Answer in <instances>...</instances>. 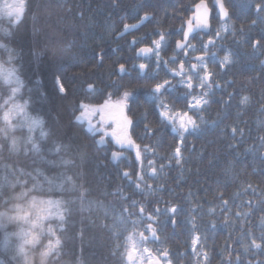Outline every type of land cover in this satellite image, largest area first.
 Listing matches in <instances>:
<instances>
[{
    "label": "trees",
    "instance_id": "trees-1",
    "mask_svg": "<svg viewBox=\"0 0 264 264\" xmlns=\"http://www.w3.org/2000/svg\"><path fill=\"white\" fill-rule=\"evenodd\" d=\"M196 2L198 0H29V7L22 21L10 28L12 35L5 38L0 31V40L15 49L18 54L16 64L20 66L19 75L23 80L18 102L28 100L29 114L42 118L45 122L44 130L49 133L48 137L38 141L42 151L36 153L31 149V145H26L24 139L20 140L16 135L27 134V129H24L21 122L14 119V127H9L4 121H0V134L12 135L21 144L18 152L5 150L0 153V176H7L10 181L0 185V200H4L6 196L12 197L4 200V208L0 210V225L4 226L0 228L2 264H18L23 258L19 252L20 247L23 245L26 249V246L31 244L25 243V239L20 235L21 230L27 228L28 224L24 219L16 218L17 213L22 208H31L32 202L46 199L48 185L43 176L51 177L61 171L73 175L77 183L86 189L83 204L79 200L78 191L56 193L63 199L73 201L70 205V215L66 216V232H61L64 241L61 264H77V261H83V264H131L126 255V238L132 236L139 242L131 220L140 218H126L127 230L121 227L117 219L121 206L128 207L130 212L136 209L131 208V200L121 201L118 195L112 194L117 188H122L131 199L140 201L149 212L157 201L161 207L164 206V201L182 205L185 211L178 217V226L173 228L169 224L164 232L158 231L161 239L164 236L169 238L163 246L174 254L173 264H197V258L192 254L193 233L188 223L187 210L191 207L187 202L189 192L192 193V201L203 204L204 207L205 214L196 215V223L201 229L208 226L209 220L217 223V230L208 234L209 239L206 242L210 264H222L221 252L226 242L233 248H240L237 240L239 219L235 228H225L221 223L224 213L217 209L215 213L208 215L207 209L216 207L219 203L215 199L216 193L223 191L224 199L229 200L230 204L235 199L234 217L236 211L246 210L239 207L241 200L259 199L258 196H253L251 191L247 194L240 192L242 186L250 183L257 186L258 190L264 189V159L261 158L264 148L261 147L259 139L264 136V111L260 110L261 104H264V66L260 64L264 57V13H258L255 9V4L264 0H234L236 7L232 20L236 35L227 34L222 43L235 53V63L223 70L218 66L214 69L217 73L216 80L221 87L214 89L213 103L201 114L203 120L208 123L202 124L201 130L194 134H185L182 149L183 168L173 162L170 168L163 170L164 175L159 180L145 177L153 188L158 183L163 184V191L154 195L134 191L133 186L120 175L124 169L135 172V161L131 160L133 154L125 152L124 155L128 156L129 160L114 163L110 151L119 150L118 147L112 146V142L107 144L110 147H99L95 141L101 133L90 128L88 119H76L80 115L81 103L103 104L105 99H109L108 93H112L110 101L113 102L120 99L123 91L136 88V96L143 101L144 98L140 94L143 88L136 87L138 82L131 78L132 75L120 79L110 73H113L120 63H124L129 69L131 62L137 58L136 50L150 44V40L145 39L141 44L132 45L130 42L133 36L145 37L157 26L166 30L178 29L183 23L179 17L183 15L187 19L191 13L186 9ZM146 3H150L151 7H145ZM229 7L231 10V5ZM144 11H149L155 19L147 21L135 32L117 37L124 30L123 24L138 23ZM214 15L213 12V17ZM252 21L256 23L253 24ZM211 24L213 28L219 26L215 18L211 19ZM5 27H10L9 21L0 17V30ZM200 35L204 36V39L207 38L203 33ZM177 39H180L178 34L173 37V41ZM255 40H260L261 44L254 49L252 43ZM195 42L199 43L198 40ZM100 49L104 50L105 60L98 65L97 52ZM173 49L174 43L162 55H172ZM6 55L5 49H0V56ZM219 55H224L223 48L219 49ZM57 77L64 84L66 92H60ZM117 79H120L123 85L119 91L111 86ZM89 84L97 91H89ZM234 90L231 104L223 105L222 99H227L228 93ZM241 92L252 98L250 105L244 108L238 107ZM132 107L133 110L127 112V115L140 126L138 130L142 131L143 123L159 127L155 136L144 141L136 138L134 134L137 143L152 145L160 139L163 141L160 152L170 155L176 145V133L170 126L160 125L151 105L135 104ZM146 110L148 119L141 122ZM218 114H226L228 118L221 122ZM194 118L200 122V116L194 115ZM94 120L96 118H93L92 122ZM213 120L218 123L212 125L210 122ZM237 120L240 121V127L245 129V135L243 138L237 136L233 140L225 125L234 124ZM39 131L37 129L34 135L39 136ZM56 141L69 145L68 151L60 155L49 153L48 149ZM229 144H235L237 147L229 148ZM248 149L252 151H247ZM61 156L73 159L74 165L64 168L53 167L47 163L49 160L59 161ZM228 161L234 163L235 171L239 173L235 179L224 175ZM157 163L167 161L158 160ZM5 165L8 166L7 169ZM36 169H40L43 175H38ZM21 170L36 177L41 187H34L32 192H26L24 189L28 185H36V180L22 175ZM218 181H227V186L222 183L218 188ZM237 192H240V195L234 198L233 194ZM12 205L16 207L13 208ZM261 216H264V209L256 211L255 215L250 217L253 231L256 233L260 231L256 225L259 224ZM160 219L166 220L167 217ZM144 223L146 221L140 220L138 225L141 232L144 231ZM114 224L115 228L112 227ZM248 226L246 223L245 228ZM5 238L8 250H5ZM117 244L120 245L119 248L116 247ZM141 246L153 250L161 247L158 242ZM30 251L31 248L27 247V252ZM240 254L244 258L242 249ZM246 258L253 259V256L249 253ZM255 258L264 259V255ZM42 259L46 261V257Z\"/></svg>",
    "mask_w": 264,
    "mask_h": 264
},
{
    "label": "snow or ice",
    "instance_id": "snow-or-ice-1",
    "mask_svg": "<svg viewBox=\"0 0 264 264\" xmlns=\"http://www.w3.org/2000/svg\"><path fill=\"white\" fill-rule=\"evenodd\" d=\"M229 5H231V10ZM29 7V0H0V17L7 18L10 27L2 28L3 36L10 37L12 32L11 27H15L22 21L24 15ZM145 7H151L150 3H146ZM234 0H212V7L208 6L207 0H198V2L192 4L190 8L186 9L191 14L185 19L183 15L179 18L183 20V23L175 30H166L157 26L152 33L145 37L133 36L131 40L132 45L141 44L145 39L150 40V44L143 47H139L136 50V57L141 59H147L149 63H139L134 65L137 70V75L134 78L137 82L136 87L146 89L143 101L136 96V88L132 90L123 91L119 101L115 104L111 103L110 97L112 93H108L109 99H105L103 104L100 105H86L81 103L79 105L81 111L80 115L76 117L77 120L88 119L89 126L95 131L101 132L99 141H95L97 144H105V137L111 136L115 145L119 150L110 151V155L113 161L119 162L121 160H129L128 156H125V152H131L133 155L131 160L135 161V172L132 170H121L120 175L126 179L129 184L133 186L134 191H139L142 194L154 195L159 191H163L164 185L158 183L155 188L152 187L145 179H157L159 180L164 175V169L170 168L175 162L176 165H180L183 168V146L185 144V134H194L201 130V125L208 122L203 120L201 115L212 103L214 89L220 88L221 85L216 80V66L220 70L231 66L235 63V53L232 49L224 47L222 41L225 36L231 33L236 35V29L232 20V16L235 14ZM255 9L258 13H264V2L255 4ZM213 12L215 13L213 17ZM215 18L219 22V26L213 28L211 19ZM155 16L149 11H144L143 15L139 17V24H123L124 32H128L131 29H137L139 25L144 24L146 21H152ZM253 24L256 21H252ZM159 25V22H157ZM243 31V28H241ZM124 32L120 33L121 36ZM204 33L207 39L200 34ZM179 35L180 39L174 40L175 35ZM155 37V38H152ZM199 41L196 43L195 41ZM174 43L173 54L165 57L163 52L167 51L169 46ZM261 41L255 40L252 43V47L255 49L260 46ZM223 48L224 55H219V49ZM0 49H5L9 53V60L14 57L13 52L15 49L9 47L6 43H0ZM193 53H199V55H192ZM105 60L104 50L100 49L97 52V64H101ZM210 64L212 67H210ZM110 75H116L120 79L124 76H129L130 72L124 63H120L118 68ZM0 77L9 82H14L17 87L12 89V97L10 100L20 93L23 87V80L16 74V69L5 67L0 64ZM57 83L59 85L60 92H66L64 84L60 82V78L57 77ZM120 79L113 81L112 87H115L117 91L123 85L120 83ZM89 91L96 92L97 89L89 84ZM235 93H228L227 99H222L223 105H230ZM238 107L244 108L250 105L252 98L249 95L239 94ZM131 102V103H130ZM9 101H5V105ZM135 104H149L151 105L152 112L155 114L160 125L170 126L172 131L176 133V145L170 155H165L160 152L163 147V141L157 139L152 145L147 143H137V139L144 141L151 136H155L159 132V127H153L151 123H143L142 131L138 130L139 125L136 124L131 117L126 113L133 110L132 105ZM182 105V107H178ZM29 101L24 100L23 103L14 100L11 107L4 110V105H0V120H3L9 127H14L12 121L19 117L24 129H27V134L24 136V142L26 145H31V149L40 153L42 151L38 141L41 138L48 137L49 133L44 130L45 122L42 118L33 117L28 111ZM116 111L113 112L112 110ZM260 110L264 111V104H261ZM195 116H200V122H197ZM239 115V113L237 114ZM219 116V120L222 122L228 117ZM96 118V124H92V119ZM148 119L147 110L141 117V122ZM111 120L115 124V128L108 132L102 126ZM212 125H216L218 121L213 120L210 122ZM225 128L231 133L232 139L235 140L237 136L243 138L245 135V129L240 127V121L237 120L234 124L225 125ZM39 129V136H35L34 133ZM223 132V130H222ZM134 134L136 138H134ZM261 141V147L264 148V136L259 137ZM17 144V140L13 138V145ZM229 148H236L235 144H229ZM69 145L56 141L52 147L48 149L49 153L60 155L68 151ZM247 151H252L248 149ZM239 154V153H237ZM81 154V158H82ZM149 157H155L156 159H149ZM261 158L264 159V152H261ZM158 160H165L167 163H157ZM47 163L53 167H71L74 165L73 159H65L63 156L56 160H49ZM6 169L8 166H4ZM197 171H199L197 169ZM38 175H43L40 169H36ZM22 175L28 176L30 180H36V177L31 173H24L21 170ZM182 175V173H181ZM224 175L229 179H235L239 173L235 171L234 163L228 161L227 166L224 168ZM43 180L48 185L50 191H55L58 194H62L68 190H75L79 192V200L83 204L86 189L82 184H78L73 175H69L67 171H61L51 177L43 176ZM5 182H10L7 176H0V185ZM227 186V181H218V188L220 184ZM36 185L40 186L39 180H36ZM249 191L253 196H258L259 199L240 201V208H246L243 211H236L233 217V205L229 200L224 199L225 193L223 191H217L215 199L219 201L215 208L207 209V214L211 215L220 210L224 213V218L221 221L225 228L236 227L237 219L240 221V230L237 237L240 248H233L231 244L226 242V246L221 252L222 264H264V259H257L255 257L264 255V216L260 217L259 224L256 227L260 228L259 233L253 231L250 217L255 215L256 211L264 209V189L258 190L257 186L253 184H246L242 186L240 192L247 194ZM240 192L234 193L233 196L238 197ZM113 195H118L123 200H131V208L136 211H129L128 207L121 206V212L119 217V223L121 227L126 231V225L128 220L132 216H138L139 220H131L135 236L138 238L140 245H147L149 243H159L161 247L155 250L149 247H138L133 243V237L128 236V246L130 250H127V260L131 264H173V253L163 245L168 241V237L164 236L161 239L159 232H164L167 225L178 226V217L185 211L181 204L171 201H164V206H160V202H154L151 211H146L143 204L131 199L130 195H126L122 188H117ZM23 195V193H22ZM192 193L189 192L187 202L191 206L187 211L189 213L188 223L189 228L193 235L191 236V249L192 254L197 258V264H210V253L206 250V242L209 239V233H215L217 230V223L213 220H209L208 226L201 229V226L196 223V215H204L203 204L194 203L191 199ZM72 200L60 199V200H48L41 201L40 204L46 206L45 215H56L60 217L58 227L66 232V216L70 215V205ZM61 204L64 205L61 208ZM107 214V213H106ZM160 217H167L166 220H161ZM19 219L27 221L28 214L25 212L21 215L17 213ZM140 220L146 221L141 232L138 229ZM249 226L245 228V224ZM157 225L158 227H154ZM0 225V228H3ZM115 228V224L112 226ZM118 231V229H117ZM147 233V235H145ZM25 237V243L29 242L28 238L33 240L36 238L35 234L29 230L23 233ZM83 237V229L80 233ZM231 239V236H230ZM5 250H8L7 238L4 239ZM199 246V248L197 247ZM64 245H61L60 240L57 239L55 243H49V250L52 255L59 254L62 256V249ZM120 247L119 244L116 245ZM244 254V258L240 254ZM20 253H25L23 246L19 249ZM134 253L136 255H134ZM235 253V255H234ZM251 253L253 259H247V255ZM15 259V256H13ZM2 264V262H0ZM77 264H83V261H77Z\"/></svg>",
    "mask_w": 264,
    "mask_h": 264
},
{
    "label": "clouds",
    "instance_id": "clouds-1",
    "mask_svg": "<svg viewBox=\"0 0 264 264\" xmlns=\"http://www.w3.org/2000/svg\"><path fill=\"white\" fill-rule=\"evenodd\" d=\"M0 43H4L0 40ZM6 56H0V64H3L5 67L8 68H15L16 74L22 80V76L19 75V68L20 66L16 64V59L18 54L13 52V59L9 60V53L7 50ZM17 87L14 82H9L4 78L0 77V105H4V110L8 107H11V104L14 100L19 99V93L17 96L10 100L12 97V89ZM5 101H9L8 104L5 105ZM0 115H2V111H0ZM3 121V120H0ZM20 137V140L24 139L23 134L16 133ZM13 136L9 134H0V153L7 150L8 152H18L20 150L21 144L17 141L16 145H13ZM23 187V184H22ZM34 187H41L37 185H28L27 188L24 190L26 192H32ZM15 194H13L14 196ZM46 200H60L63 199L61 196L57 195L56 192L48 191L45 193ZM12 197H4V200H9ZM4 200H0V210L4 208ZM13 208L16 205H12ZM64 205L61 204V208ZM45 208L46 206L37 205L36 208H22L19 210L21 215L23 213H27L30 223L33 225L32 232L35 233L34 242L30 245L26 246L25 253H21L22 259L18 262V264H61V258L59 254L52 255L51 251L49 250V243H55L57 239L60 240L61 245H63V238L61 235L62 229L58 227V223L60 220L59 216L56 215H45ZM27 247L31 248L30 252H27ZM42 257H46V261L42 259Z\"/></svg>",
    "mask_w": 264,
    "mask_h": 264
},
{
    "label": "flooded vegetation",
    "instance_id": "flooded-vegetation-1",
    "mask_svg": "<svg viewBox=\"0 0 264 264\" xmlns=\"http://www.w3.org/2000/svg\"><path fill=\"white\" fill-rule=\"evenodd\" d=\"M206 39H207V38H206ZM193 55H194V54H193ZM195 55H197V54L195 53ZM164 56H165V55H164ZM165 57H168V56H165ZM139 63H149V61H148L147 59L136 58L134 61L131 62L130 66H129V72H130V75H132L131 78H132L133 80H135L134 78H135L136 75H137V70H136V68H134V65H138ZM260 64L264 66V64L262 63V59H261V61H260ZM210 67H211V64H210ZM127 68H128V67H127ZM135 81H136V80H135ZM138 83H142V81H140V82H138ZM145 93H146V89H144V88L141 89V91H140L141 97L144 98ZM117 101H119V100L113 101V102H111V103L114 104V103H116ZM178 107H181V105L178 106ZM126 114H127V113H126ZM92 124H96V120H94V122H92ZM102 127H103L104 129H106L108 132H111V131L115 128V124H113L111 121H107ZM97 133H101V132H98V131H97ZM101 135H102V133H101ZM105 138H106V140H107V144L110 143V142H112V143H113L112 146H116V145H115V141H114V139H113L111 136H106ZM116 147H118V146H116Z\"/></svg>",
    "mask_w": 264,
    "mask_h": 264
},
{
    "label": "rangeland",
    "instance_id": "rangeland-1",
    "mask_svg": "<svg viewBox=\"0 0 264 264\" xmlns=\"http://www.w3.org/2000/svg\"><path fill=\"white\" fill-rule=\"evenodd\" d=\"M114 104H115V103H114ZM112 111L115 112L116 110L113 109ZM15 119H17V120L20 122L19 117L15 118ZM108 121H111V120H108ZM93 122H94V121H93ZM45 200H46V199H39L37 202H32V207H31L30 209H32V208H36L37 205H41V204H40L41 201H45ZM25 221H26V220H25ZM26 222H27V224H28V227L22 229V230H21V234H20V235H22V238H24V239H25V237H24L23 233H25V232H27V231H29V230L32 231V229H33V225L30 223L29 217H28V219H27ZM34 234H35V233H34ZM28 240H29V242H31V243L34 241L31 237H29ZM133 243H135L138 247H142V246L140 245V243H139L137 240H134V239H133ZM22 246H23V245H22ZM23 248L25 249L24 246H23ZM127 249L130 250V246H129Z\"/></svg>",
    "mask_w": 264,
    "mask_h": 264
},
{
    "label": "water",
    "instance_id": "water-1",
    "mask_svg": "<svg viewBox=\"0 0 264 264\" xmlns=\"http://www.w3.org/2000/svg\"><path fill=\"white\" fill-rule=\"evenodd\" d=\"M207 3H208V6L210 7L208 1H207ZM210 8H211V7H210ZM146 22H147V21H146ZM146 22H145V23H146ZM145 23H144V24H145ZM135 24H139V22H138V23H135ZM144 24L139 25L137 29H131V30H129L128 32H124V30H122L120 33L124 32V35H123V36H125V35H127V34H129V33L135 32L136 30H138L139 28H141V26H143ZM120 33L117 35V37H122V36L120 35ZM262 63L264 64V58H263V60H262ZM99 139H100V137H98V138L96 139V141H99ZM106 143H107V140H106V138H105V144H106ZM98 146H99V147H103V146H105V145H100V144H98ZM111 160H112V158H111ZM112 161H113V160H112ZM113 162L115 163L116 161H113ZM134 255H136V254L134 253Z\"/></svg>",
    "mask_w": 264,
    "mask_h": 264
}]
</instances>
